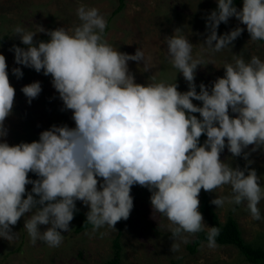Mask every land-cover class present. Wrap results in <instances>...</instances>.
Segmentation results:
<instances>
[{"label":"clouds","instance_id":"9594fccd","mask_svg":"<svg viewBox=\"0 0 264 264\" xmlns=\"http://www.w3.org/2000/svg\"><path fill=\"white\" fill-rule=\"evenodd\" d=\"M76 14L81 23L72 29L36 26L38 31H30L17 25L13 31L25 47L11 49L16 64L52 77L64 109L72 110L75 127L52 125L38 141L10 146L5 120L12 114L15 89L0 54V238L15 239L11 226L23 216L33 243L59 247L61 230L69 231L78 200L88 206L93 230L105 225L115 229L130 216L131 188L137 184L151 193L152 209L175 226L173 240L207 227V246H217L219 229L207 226L199 211L201 189L211 192L230 185L229 196H216L211 203L219 208L246 202L252 219L260 220L264 186L256 170L234 168L220 155L227 147L251 164L244 150L264 147V60L252 55L246 62L234 54V63L223 66L224 76L210 90L201 83L197 93L194 80L198 66L211 63L214 53L230 48L244 31L237 26L218 35L219 25L230 17L246 25L251 40H264V0H243L240 10L233 0H217L216 10L206 18L208 35L195 55L181 29L165 37L166 56L188 82L186 92L178 91L175 82H156L153 75L146 84L136 83L128 62L143 61L148 71L144 52L137 48L130 55L108 43L99 9L80 4ZM38 33L49 39L34 41ZM12 72L17 78L23 75L19 67ZM21 91L31 104L42 91L41 83ZM229 110L236 115L230 117ZM202 134L207 137L203 144ZM30 172L38 179H29ZM41 225L49 227L41 231Z\"/></svg>","mask_w":264,"mask_h":264},{"label":"rangeland","instance_id":"374dc122","mask_svg":"<svg viewBox=\"0 0 264 264\" xmlns=\"http://www.w3.org/2000/svg\"><path fill=\"white\" fill-rule=\"evenodd\" d=\"M80 4L99 9L106 20L103 36L114 48L120 52L134 55L140 48L148 63L149 70L145 71L143 61H129V70L135 77V82L146 84L153 75L156 82L177 83L178 91H188V82L182 73L177 72L169 62L164 39L174 34L179 28L187 36L189 42L195 46L193 55L200 51V44L208 35L206 18L211 11L216 10L217 0H126L124 10L113 17L119 0H0V54L6 58L10 85L15 89L12 114L6 118V141L10 146L21 142L38 141L39 134L48 130L52 125L75 127L72 120V110H65L59 94L53 88L50 75L45 76L43 70L37 73L34 69L18 65L14 61L13 45L25 47L14 28L19 25L25 30L38 31L36 26L46 30L59 27L72 29L81 22L76 9ZM243 0L236 7L240 10ZM239 26L244 29L242 34L233 42L230 48L222 49L211 56V63L198 66L194 83L199 93V85L203 83L209 90L217 78L224 76L226 63H234V54L241 56L247 62L252 55L264 60V40H251L246 25L241 24L235 17H230L227 24L221 23L217 34L222 35ZM49 37L38 33L34 41H47ZM19 67L23 73L17 78L12 69ZM39 81L42 91L38 97L27 102L22 93V87ZM196 106H202L201 101H192ZM199 119V113H193ZM230 117L236 114L231 113ZM207 139L205 135L204 141ZM202 143V144H203ZM254 145H249L244 151L250 153L248 164L243 154L234 157L225 147L220 158L232 167L245 166L255 169L260 177V184L264 186V147L252 151ZM247 174V173H246ZM28 178L36 180L33 173ZM102 180V178H100ZM32 185H26V194ZM133 209L127 220H120L114 226L107 225L93 230L87 229L76 232L78 221L72 220L69 231L64 236L59 247H49L43 241L33 243L24 229V219L21 217L16 225L11 226L16 233L15 239L7 241L0 238V264H106L114 258L113 242L121 232V261L119 264H250L247 263L239 250L231 245H218L209 248L207 242L199 245L194 252L190 247L194 245L197 233H182L181 237L173 240L171 229L175 227L160 212L152 209L151 193L146 187L133 185L131 188ZM230 185H222L213 191L201 189L199 193V211L204 195L209 201L217 197L229 196ZM76 207L85 214L88 206L82 201H76ZM212 207L219 216L221 223H226L233 217L239 224L246 242L264 249V199L258 204L261 219H252L247 203L240 205L225 204L223 207ZM202 213V212H201ZM31 215L26 213L25 216ZM203 215V214H202ZM204 223L211 227L203 215ZM48 225H41L44 231ZM207 230V227H204ZM186 237V242L183 239Z\"/></svg>","mask_w":264,"mask_h":264},{"label":"trees","instance_id":"16d2710c","mask_svg":"<svg viewBox=\"0 0 264 264\" xmlns=\"http://www.w3.org/2000/svg\"><path fill=\"white\" fill-rule=\"evenodd\" d=\"M242 0H233L235 7L239 5ZM126 6V0H119L117 9L114 11L113 17L120 14ZM205 135L202 134L199 138L200 143H203ZM36 176V175H35ZM36 179L38 177L36 176ZM26 198V194L25 197ZM38 198V197H37ZM78 211L74 213V220L78 221L76 227V232H82L87 229L93 228V225L87 222V214L76 207ZM200 210L202 214L206 217L210 226H216L219 229V235L216 237V244L218 245H231L236 247L241 255L244 257L245 261L250 264H264V249L253 246L252 244L246 242L243 237L241 228L238 222L233 218L229 217L226 223H221L218 214L212 207L208 196L204 195L201 201ZM121 232L117 235L113 242L114 248V258L107 262L106 264H119L121 261ZM203 242H207V230L204 228L197 232L194 245L190 247L192 252L201 245Z\"/></svg>","mask_w":264,"mask_h":264}]
</instances>
